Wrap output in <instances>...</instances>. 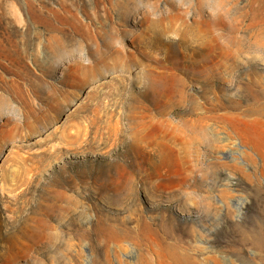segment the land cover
<instances>
[{
    "label": "rangeland",
    "instance_id": "rangeland-1",
    "mask_svg": "<svg viewBox=\"0 0 264 264\" xmlns=\"http://www.w3.org/2000/svg\"><path fill=\"white\" fill-rule=\"evenodd\" d=\"M0 264H264V0H0Z\"/></svg>",
    "mask_w": 264,
    "mask_h": 264
},
{
    "label": "bare ground",
    "instance_id": "bare-ground-1",
    "mask_svg": "<svg viewBox=\"0 0 264 264\" xmlns=\"http://www.w3.org/2000/svg\"><path fill=\"white\" fill-rule=\"evenodd\" d=\"M252 81V80H251ZM256 82V81H255ZM250 83H252V82H250ZM254 86V85H253ZM248 88V87H247Z\"/></svg>",
    "mask_w": 264,
    "mask_h": 264
}]
</instances>
